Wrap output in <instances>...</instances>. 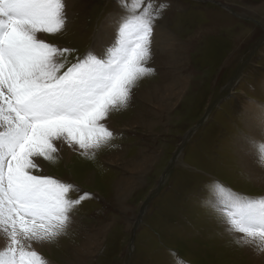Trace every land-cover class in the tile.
I'll list each match as a JSON object with an SVG mask.
<instances>
[{"label": "rangeland", "instance_id": "obj_1", "mask_svg": "<svg viewBox=\"0 0 264 264\" xmlns=\"http://www.w3.org/2000/svg\"><path fill=\"white\" fill-rule=\"evenodd\" d=\"M172 3L156 20L166 41L176 32L187 43L192 28L214 25V17L221 21L219 25L224 24H215L216 33L220 31L222 37H208L213 40L209 41L213 48L209 66H213L208 71L206 58H196L198 64L186 59L183 66L193 77L182 93V101L171 105L174 96L168 95L165 83L177 78L174 88L179 92L186 75L177 59H169L170 48L160 50L152 38L146 66L154 71L137 82L126 108L109 114L106 122H111L108 124L114 128V137L104 146L106 151L102 147L94 156L64 155L68 161L65 164L56 154L54 161H39L34 174L74 185L69 198H80L81 202L70 213L81 211L79 215L88 221L82 237L73 232L79 228L75 218L76 223L66 230L68 236L47 244L50 253L40 251L54 264H257L252 256L247 260L241 246L224 234L219 225L225 226V215L214 211L208 202L217 195V182L225 192L263 197L264 188L253 186L250 181L258 184L252 176L238 172L241 162L233 161L232 154L241 160L243 145L238 139L243 138L248 146L254 140L252 130L240 116L243 107L251 102L264 105V0ZM69 12L68 27L45 36L47 43L69 49L61 57L65 64L62 71L86 51H93L98 30L108 17L124 15L119 0H73ZM112 43L105 38L93 55L106 58L104 50L107 52ZM160 97L165 110L153 115L151 111L157 110ZM115 151H120L118 163H107L104 153L112 155ZM127 158L133 161L131 180L120 183L121 195L117 196L111 187L114 178L119 181L117 174L128 180L129 173L123 170ZM75 247L85 252H73Z\"/></svg>", "mask_w": 264, "mask_h": 264}, {"label": "snow or ice", "instance_id": "obj_2", "mask_svg": "<svg viewBox=\"0 0 264 264\" xmlns=\"http://www.w3.org/2000/svg\"><path fill=\"white\" fill-rule=\"evenodd\" d=\"M119 3L124 15L107 57L87 53L62 71L69 49L38 34L65 29V0H0V264H47L33 245L61 236L81 202L69 198L74 185L34 174V158L54 161L57 141L94 156L114 137L109 114L126 108L137 82L154 71L146 65L165 3ZM250 143L264 161V140ZM214 187L208 206L224 213L225 230L264 253V197Z\"/></svg>", "mask_w": 264, "mask_h": 264}, {"label": "bare ground", "instance_id": "obj_3", "mask_svg": "<svg viewBox=\"0 0 264 264\" xmlns=\"http://www.w3.org/2000/svg\"><path fill=\"white\" fill-rule=\"evenodd\" d=\"M73 0H65V3H66V9H65V12H66V16H67V19H68V15H69V11H70V5L72 3ZM190 1V0H189ZM194 1V0H193ZM163 3H165V5H168V4H173L172 3V0H162ZM179 2V1H178ZM184 2V1H183ZM200 2V1H199ZM181 3V2H180ZM187 3V2H186ZM174 4H177V3H174ZM73 5V4H72ZM178 8H180L179 4H177ZM118 8V7H117ZM121 10V9H120ZM165 11V10H164ZM163 11V13H164ZM122 12H123V9H122ZM122 15V14H121ZM213 15V14H212ZM209 16V15H208ZM223 16V15H222ZM253 16V15H252ZM114 17V18H113ZM121 16H118L117 14L116 15H111L110 17H108L105 22H103L101 24V27L100 29L98 30V38L96 39L97 42L95 41L94 42V48H92V52L91 54L93 55V53L99 49L100 47V42L102 40H104L105 38L109 37L112 41L115 40L116 36V22L117 20L120 18ZM226 17V16H225ZM230 17V16H229ZM175 17H173L174 19ZM215 18V17H214ZM211 18V21L212 23H214V25H210L209 24H206V25H202V28L200 27V24L198 27L197 30L195 28H192V31L191 32H188L187 35H190L191 36V39H193V33H198V37L196 38V33H195V43L194 45L192 44V40L191 39H187L188 42H184L182 40V38L180 37V35H178L176 32L175 34L173 35V37L171 38H168V40L166 41V36H165V32L162 28V26L158 23V22H154V26H153V35H152V38L155 40L156 42V45L157 47L160 49V50H165L166 49V46L168 48H170V53H169V59L171 58H175L177 60V63H179V65L181 66V72L186 75V80H183L182 81V85H181V89L179 92H175V86L177 84V78H173L171 81H167L166 80L164 81V83L166 84L167 88H168V91H169V94L168 95H173L174 96V101L172 102L171 105H174L176 106L180 101H182V93L185 91L187 85L189 84V79L192 76V74L189 73V71L186 70V68L183 66V64H185V60L186 59H190L192 58L193 61L198 58V57H201V58H206V64L208 66V71L211 70V66H213V63H210L212 64L211 66H209V61L211 59V54L212 53V50L213 48L211 47V40H208V37H210V35H213L215 34L216 36L218 37H222V34H220V31L218 33H216L215 31V24H221L219 22H221L220 20H218L219 18ZM217 20V22H214V20ZM223 19V18H222ZM230 19V18H229ZM233 19V18H232ZM255 21V20H254ZM227 23H229L228 21H226ZM224 22V23H226ZM196 24V22H195ZM234 24V23H233ZM69 25V22L67 23L66 21V26H65V29L68 27ZM198 25V24H196ZM230 25V24H229ZM187 26V25H186ZM221 26H224L223 25H219V27ZM236 26V25H235ZM239 26V25H237ZM236 26V27H237ZM225 27V26H224ZM184 28V27H183ZM226 28H227V25H226ZM229 28V27H228ZM185 29V28H184ZM233 29V28H232ZM253 30V29H252ZM224 31V30H223ZM226 32V31H225ZM229 33H231L229 31ZM224 34V33H223ZM226 34V33H225ZM40 36L43 37V39L45 40V36H47L46 34H38ZM228 35V34H226ZM230 37H231V34H229ZM203 37H205V40L206 42H204L203 44L201 43V41L203 40ZM217 37V38H218ZM224 38V37H223ZM232 38V37H231ZM222 40V39H221ZM226 40V39H225ZM230 40V39H229ZM228 40V41H229ZM239 40V39H238ZM237 40V41H238ZM209 41L211 43H209ZM216 41V40H215ZM223 41V40H222ZM169 42V43H168ZM224 42V41H223ZM231 42V41H230ZM113 44V43H112ZM224 44V43H223ZM227 42H226V46H227ZM215 47V46H214ZM96 49V50H94ZM237 49V48H236ZM104 52L106 53L107 55V52L106 50H104ZM228 53V52H227ZM96 56V55H95ZM181 57H183L181 59ZM214 57V56H213ZM232 57V56H231ZM98 58V57H97ZM229 58V57H228ZM195 63H197L196 61H194ZM198 64V63H197ZM194 67V66H193ZM195 70V69H194ZM214 69H212L213 71ZM199 71V70H198ZM197 73V72H196ZM207 75H209V73L207 72ZM157 84V83H156ZM155 85V83H154ZM158 85V84H157ZM153 90V89H152ZM165 91H167V89H165ZM234 94V92H233ZM160 100V101H159ZM157 110L155 111H151V113H154L153 115L157 114V113H163V111L165 110L164 109V102H163V98L160 97V99H157ZM172 107V106H171ZM237 107V106H235ZM234 107V109H235ZM173 108V107H172ZM171 108V109H172ZM233 109V110H234ZM242 109V108H241ZM244 109V112L241 116V118H244L245 119V123H246V126L247 128L251 129L252 132H253V135H254V140L252 141H257V142H260L262 140H264V105L261 104V103H258V102H255V103H249L247 105H245L243 107ZM236 114V113H235ZM151 115V114H150ZM149 115V116H150ZM153 117V116H152ZM200 118V117H199ZM258 118V119H257ZM158 120V119H157ZM158 122V121H157ZM105 123L107 124V126L109 127V129L111 131L114 130V128L108 124V123H111V122H106ZM159 123V122H158ZM124 125V124H123ZM129 126H131V124H129ZM126 128V127H125ZM168 131V130H167ZM238 142H239V145L242 146L241 150H240V158L241 160H239V157L237 154L233 155L234 156V160L233 161H236V162H241L240 165H237L238 168V172L241 174L242 173V176L244 175H247V176H252V178L254 179L255 183H257L258 185H254L252 183V181H250V183L253 185V186H259V187H263L264 188V161H260L257 157V154L256 152L254 151L252 145L249 143V146L245 144V140L243 138H239L238 139ZM251 142V141H250ZM57 146H58V149L60 148V150L62 149V151L60 152V154L57 152L55 153L56 155H58L59 157L62 158V160L64 161V164L65 162L67 163L68 161L64 159V155H67V157L69 156H73L74 154H81V150H79L78 147H69L67 144L65 143H62L60 141H57L56 142ZM105 148V151H106V147ZM119 148V147H118ZM189 148V147H188ZM101 150V149H100ZM121 150V149H119ZM111 151V150H110ZM109 151V152H110ZM102 153V152H101ZM119 153L120 151H115L112 155H110V153L106 152L104 153V157L103 158H108L106 159V162L109 163V164H116L118 163V157H119ZM124 154V153H123ZM183 155V154H182ZM64 156V157H63ZM101 158V156H100ZM35 161L37 162V165L39 166V161L41 160L42 162H44V159L41 158V157H37V158H34ZM122 162V161H121ZM231 162V161H230ZM231 164V163H230ZM235 164V163H234ZM104 165V164H103ZM132 165H133V161L132 159H129L127 158L125 161H124V164H123V170L124 172L126 173H129V177L128 180H125L123 179L122 177L124 175H118L117 174V177L119 181H115V178H114V184L113 186L111 187V189L114 191V193L117 195V196H120V190H119V186L121 185L120 183L122 182H127L129 180H131V173H132ZM41 169V168H39ZM43 171V170H42ZM112 173V172H111ZM42 175H46V173H42ZM111 175V174H110ZM116 175V174H115ZM47 176V175H46ZM51 177V176H49ZM100 177V175H99ZM114 177V175H113ZM112 177V178H113ZM52 178H56V177H52ZM58 180H62V179H58ZM112 180V179H111ZM110 184H111V181H110ZM84 186V185H83ZM127 197H130V195H128ZM263 197H264V190H263ZM119 210V209H118ZM76 211V210H74ZM81 211H78L74 214L76 215H72V213H69V216L71 217V220H70V223H69V226H72L76 223V219L77 221H79V228H78V231H75L74 229V234L75 232H77V235L81 236L82 237V232H83V227L84 225L86 224V226H88V221L86 218H83L79 215ZM92 214V213H91ZM90 216V215H89ZM76 218V219H75ZM88 218V217H87ZM89 219V218H88ZM85 221V222H84ZM90 221V220H89ZM96 221V220H95ZM97 222H99L98 224L101 223V220L100 218L98 219L97 218ZM85 223V224H84ZM92 223V222H91ZM221 226V228L223 229V232L226 236H228L229 238L231 239H234V242H236L235 240V236L238 235V234H229L226 230H225V226H222V225H219ZM69 229V228H68ZM67 229V230H68ZM65 235H62L60 237H58L56 240H60L62 239V237L64 236H68V232L65 231L64 232ZM57 243V242H55ZM50 243H43V244H34V248L35 250H37L39 253L40 251H46L48 253H50V249H49V245H47ZM60 244L61 245H64L62 244V241H60ZM240 245V244H239ZM65 246H67V244H65ZM245 256H246V259L248 260V258L250 256H252L255 260V262L257 264H264V253H258L256 251H254L252 248H249V247H245V246H242L240 245ZM4 247V241L3 240H0V248H3ZM46 249V250H45ZM71 250V249H70ZM52 251V250H51ZM72 252V251H71ZM73 252H78V253H81V252H85L84 249L80 248V249H77L76 247L73 249ZM42 256V255H41ZM43 257V256H42ZM47 261V264H54L53 262H51L50 260L48 259H45ZM57 262V261H56ZM58 263V262H57ZM59 264H68V263H59Z\"/></svg>", "mask_w": 264, "mask_h": 264}, {"label": "water", "instance_id": "obj_4", "mask_svg": "<svg viewBox=\"0 0 264 264\" xmlns=\"http://www.w3.org/2000/svg\"><path fill=\"white\" fill-rule=\"evenodd\" d=\"M153 197V196H152ZM148 203V200L144 203L143 207H142V211H143V208L146 206V204Z\"/></svg>", "mask_w": 264, "mask_h": 264}]
</instances>
